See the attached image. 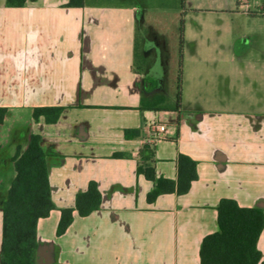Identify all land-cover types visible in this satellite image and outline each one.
<instances>
[{"label":"crops","instance_id":"1","mask_svg":"<svg viewBox=\"0 0 264 264\" xmlns=\"http://www.w3.org/2000/svg\"><path fill=\"white\" fill-rule=\"evenodd\" d=\"M69 1L0 0V262L13 157L37 134L56 206L37 222V264H201L222 198L264 209V0H181L192 9L171 31L165 0ZM45 106L64 108L56 122L33 118ZM153 121L167 126L154 150ZM179 154L197 162L190 189L149 201L138 166L176 181ZM92 181L100 208L57 235Z\"/></svg>","mask_w":264,"mask_h":264},{"label":"trees","instance_id":"2","mask_svg":"<svg viewBox=\"0 0 264 264\" xmlns=\"http://www.w3.org/2000/svg\"><path fill=\"white\" fill-rule=\"evenodd\" d=\"M26 1L7 0V3L23 6ZM80 3V0H70L68 5L79 6ZM180 90L181 69L177 78L178 102L181 99ZM63 109L60 106L36 107L33 118L36 120L44 116L46 122L54 123ZM6 111L5 107H0V123ZM13 161L16 174L1 204L3 234L0 264H37V222L56 207L51 196L48 166L40 135L33 134L24 151L18 147ZM177 166L176 181L158 177L153 165L138 166V173L154 182V189L147 196L149 201H154L163 193L188 192L191 182L198 176L197 162L185 154H179ZM101 201L98 184L90 182L87 190L76 195L74 208L61 209L57 235L65 233L70 226L74 210L80 216H87L100 208ZM217 211L218 230L204 237L200 248L201 264H264V255L257 245L264 227V209L242 207L232 198H222Z\"/></svg>","mask_w":264,"mask_h":264},{"label":"rangeland","instance_id":"3","mask_svg":"<svg viewBox=\"0 0 264 264\" xmlns=\"http://www.w3.org/2000/svg\"><path fill=\"white\" fill-rule=\"evenodd\" d=\"M162 1H164V0H162ZM161 9L164 11V12L161 11L163 16L165 17L164 18L165 19L164 23L170 29L169 31H171L172 25H173V16H174V14H175V19L178 20L179 23H180L181 14H183L185 16L186 12L190 11V9H192V5L189 2H187V3L184 2L183 4H181V0H179V2L177 1L173 5L172 4V0H165V5H162ZM169 36H171V34H169ZM170 42H171V38H170ZM179 50H180V47L178 48V51ZM179 53H180V51H179ZM177 75H178V73H177Z\"/></svg>","mask_w":264,"mask_h":264},{"label":"built area","instance_id":"4","mask_svg":"<svg viewBox=\"0 0 264 264\" xmlns=\"http://www.w3.org/2000/svg\"><path fill=\"white\" fill-rule=\"evenodd\" d=\"M260 11L264 12V8L261 9ZM149 129L151 133L149 138L147 139V145L152 150H154L158 139L161 137V135H163L167 131V126L165 124L153 121L150 123Z\"/></svg>","mask_w":264,"mask_h":264}]
</instances>
